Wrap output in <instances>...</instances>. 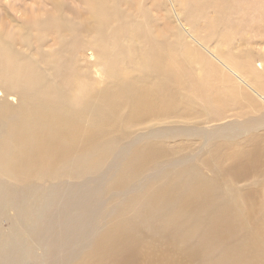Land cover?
I'll return each mask as SVG.
<instances>
[{"label":"bare ground","instance_id":"1","mask_svg":"<svg viewBox=\"0 0 264 264\" xmlns=\"http://www.w3.org/2000/svg\"><path fill=\"white\" fill-rule=\"evenodd\" d=\"M42 1L51 3L55 14L50 12L51 16L42 21L40 9L38 14L31 11V29L19 24L13 42L0 32V264H27L42 244L81 245L88 231L92 232L88 264H95L99 222L86 225L82 217L89 204H95L96 198L106 199L118 184L127 196L132 194L118 211L124 225H158L184 201L190 206L198 187L194 192L193 186L178 180L177 164L159 162L170 134L180 136L184 132L179 128L182 118L175 119L169 110L183 107L190 110L188 116H196L201 109L198 98L220 107L223 102L209 96L216 71L264 103V58L249 50L240 64L233 62L219 43L209 47L196 38L198 31L193 28L186 32L201 49H194V55L187 49L183 59L177 53L159 50L160 36L153 37L148 27L142 26L144 22L127 20L120 0H82L85 8L76 17L79 25L63 16L62 1ZM201 2L190 0L188 9L185 7L184 18L189 25H193ZM48 38L60 44L61 51L43 53ZM243 43L237 42L239 48ZM88 54L94 60H87ZM185 60L202 67L199 79H192L190 85L185 84ZM126 64L152 70L150 77L159 73L163 78L161 92L155 90L148 76L127 72ZM212 64L219 69L212 71ZM102 65L112 83L101 88L91 69ZM136 84L150 91L145 106ZM158 103L168 115L159 120L175 130L150 126L152 129L133 139L139 129L127 121L138 127L149 125L157 116ZM143 111L147 112L142 122L135 114ZM252 127V123H245L239 127V135L251 132ZM195 136L210 142L198 128ZM122 141L131 142L122 145ZM107 153L114 161L103 171L106 163L102 155ZM145 159L155 160L150 176L133 185L137 176L132 169ZM227 193L233 202L236 193ZM198 195V202L212 203V190ZM81 196L86 198L83 205ZM71 203H77L76 207H70ZM225 209L219 205L218 213L223 215ZM4 220L8 221L7 228ZM82 252L72 264H83Z\"/></svg>","mask_w":264,"mask_h":264},{"label":"rangeland","instance_id":"2","mask_svg":"<svg viewBox=\"0 0 264 264\" xmlns=\"http://www.w3.org/2000/svg\"><path fill=\"white\" fill-rule=\"evenodd\" d=\"M36 1L40 3L37 5ZM60 1L63 16L79 25L80 20L76 17L84 11L82 0ZM189 1L120 0V8L127 14V20L140 24L144 22L142 26H147L153 37L160 36L157 41L159 50L177 53L182 58L187 49L194 55V49L200 48L186 32L193 28L198 31L196 38L209 47L219 43L218 47L225 50L233 62L237 60L240 64L249 50L264 58L263 0H200L201 7L194 16L193 25H189L184 18ZM44 2L0 0V32L7 36L5 39L16 40L19 24L28 25L31 29L32 21L28 19L31 11L38 14L36 10L40 9L42 21L51 16L50 12L55 14L53 5ZM238 41L239 44L244 42L240 48ZM61 49L60 44L48 38L43 53H56ZM203 54L209 56L206 52ZM88 59L94 60L89 54ZM185 61V84L190 85L192 79H199L202 67L199 63ZM125 68L129 73L135 71L148 76L155 90L161 92L163 78L159 73L150 77L152 70H138L127 64ZM96 69L101 72L97 73ZM217 69L218 66L212 64V71ZM91 71L96 82L100 83L99 87L112 83L104 74L103 65ZM223 75L225 77L219 80ZM215 77L209 85V96L218 97L223 104L217 107L198 98L201 109L196 116H188L190 110L183 107L169 110L175 119L182 118L179 128L184 132L180 136L170 134L171 139L165 141L166 151L159 156V162L178 165L177 178L180 182L193 186V189L198 187V193L212 190V203L198 202L197 193L191 196L190 206L184 201L177 212L165 216L158 225H124L119 221L118 211L125 207L126 199L132 194L127 196L116 184L106 199L96 198L95 204H89L88 212L82 213L86 225L99 222L95 264H264V103L256 99L254 93L250 96L244 87L221 71H216ZM137 87L142 93L141 103L145 106L150 91L147 86ZM182 90L191 91L185 87ZM163 107L159 103L155 105L157 116L149 125L138 127L136 123L127 121L134 129H139L133 139L145 133L144 130L152 129L150 126H166L168 132L175 130L159 120L168 116L162 112ZM146 112L135 114L136 119L143 122ZM245 123L253 124L251 132L239 135V127ZM197 128L208 136L210 142L195 136ZM131 141H122L121 144ZM102 157L106 163L103 171H107L114 158L109 153ZM154 162L145 159L133 167L132 172L137 176L133 185L142 184L149 178ZM127 179L125 177L124 182ZM76 182L79 181L71 183ZM227 190L236 193L233 202ZM156 200L159 202L161 199ZM85 202L86 198L82 197L80 204ZM221 204L226 207L223 215L218 213ZM76 205L71 203L70 207L75 208ZM76 219L79 222V216ZM3 223L7 228L8 221ZM86 233L87 239L78 246L42 244L38 254L27 264H72L82 251V263L88 264L92 232Z\"/></svg>","mask_w":264,"mask_h":264}]
</instances>
